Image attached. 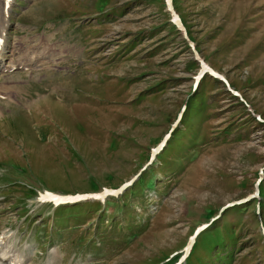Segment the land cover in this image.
Segmentation results:
<instances>
[{
    "label": "rangeland",
    "instance_id": "rangeland-1",
    "mask_svg": "<svg viewBox=\"0 0 264 264\" xmlns=\"http://www.w3.org/2000/svg\"><path fill=\"white\" fill-rule=\"evenodd\" d=\"M173 7L184 31L163 0L11 2L4 63L16 70L0 73L2 258L176 264L209 224L182 264H264V0ZM47 35L76 55L61 54L63 44L50 52L61 54L60 70L56 61L21 68L27 55L14 45ZM200 60L227 83L205 74L194 88ZM137 175L103 200H38L45 190H117Z\"/></svg>",
    "mask_w": 264,
    "mask_h": 264
},
{
    "label": "bare ground",
    "instance_id": "bare-ground-1",
    "mask_svg": "<svg viewBox=\"0 0 264 264\" xmlns=\"http://www.w3.org/2000/svg\"><path fill=\"white\" fill-rule=\"evenodd\" d=\"M4 4H5V0L4 1H2V3H1V5H0V9H1V12H2V10H4ZM9 15V12H7L6 13V16H8ZM2 16V15H1ZM4 17V16H3ZM7 25H8V21H6V19H5V17H4V25H2L1 27H0V61L3 59V50H4V48H5V43H4V38H5V31H6V27H7ZM10 40V39H9ZM15 41V40H14ZM18 41V40H17ZM35 43H36V41H35ZM33 44L32 46H30L29 47V50L28 51H30L33 55H30V57H29V63H32L34 66H38L39 65V63H41L42 61H43V59H37V55H34L37 51L35 50V48L34 47H36V46H38V44ZM15 46V45H14ZM41 47H39V49H40ZM36 49H38V48H36ZM51 49V48H50ZM54 49V48H53ZM60 51H61V54H63L64 55V53H65V55L67 54H72V55H76V53L73 51V50H71L69 47H65V48H63L62 50L60 49ZM15 52V51H14ZM60 54V55H61ZM41 55V54H40ZM20 56V55H19ZM21 56H22V54H21ZM53 56V55H52ZM23 57V56H22ZM19 58H21V57H19ZM27 61H28V59H27ZM26 62V61H25ZM44 62V61H43ZM14 63H17V62H14ZM27 63V62H26ZM45 63H47V62H45ZM13 65V64H12ZM15 65V64H14ZM26 65V64H25ZM42 65V64H41ZM29 67V66H28ZM48 68V67H47ZM42 70V69H41ZM60 70V69H59ZM66 70V69H65ZM9 89V88H8ZM7 89V90H8ZM16 93H17V89H16ZM4 95H6V94H4ZM3 99V98H2ZM31 100H32V98H31ZM53 100V99H52ZM56 100H62V99H56ZM55 100V101H56ZM34 103H37V102H39V99H36L35 101H33ZM32 102V103H33ZM33 103V104H34ZM49 103V102H48ZM60 104V103H59ZM30 107L29 108H31V106H32V104H28ZM19 107V106H18ZM0 115H2V113L0 112ZM40 133V132H39ZM3 252V251H2ZM3 254V253H2ZM3 256H4V254H3ZM11 262L14 264V259H11ZM22 262H23V259L21 258V257H16V261H15V264H22ZM1 264H4V263H1Z\"/></svg>",
    "mask_w": 264,
    "mask_h": 264
},
{
    "label": "snow or ice",
    "instance_id": "snow-or-ice-1",
    "mask_svg": "<svg viewBox=\"0 0 264 264\" xmlns=\"http://www.w3.org/2000/svg\"><path fill=\"white\" fill-rule=\"evenodd\" d=\"M50 198L55 199L54 197H50ZM97 198H99V197H97Z\"/></svg>",
    "mask_w": 264,
    "mask_h": 264
},
{
    "label": "trees",
    "instance_id": "trees-1",
    "mask_svg": "<svg viewBox=\"0 0 264 264\" xmlns=\"http://www.w3.org/2000/svg\"><path fill=\"white\" fill-rule=\"evenodd\" d=\"M260 193H261V191H260Z\"/></svg>",
    "mask_w": 264,
    "mask_h": 264
}]
</instances>
